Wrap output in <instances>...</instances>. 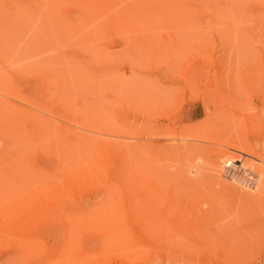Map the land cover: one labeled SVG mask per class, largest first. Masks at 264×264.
I'll return each instance as SVG.
<instances>
[{
    "label": "rangeland",
    "instance_id": "obj_1",
    "mask_svg": "<svg viewBox=\"0 0 264 264\" xmlns=\"http://www.w3.org/2000/svg\"><path fill=\"white\" fill-rule=\"evenodd\" d=\"M0 264H264V0H0Z\"/></svg>",
    "mask_w": 264,
    "mask_h": 264
},
{
    "label": "bare ground",
    "instance_id": "obj_2",
    "mask_svg": "<svg viewBox=\"0 0 264 264\" xmlns=\"http://www.w3.org/2000/svg\"><path fill=\"white\" fill-rule=\"evenodd\" d=\"M58 95H59V94H58ZM33 98H34V97H33ZM30 99H31V98H30ZM48 109H49V108H48ZM191 130H192V129H191ZM194 134H195V133H194ZM193 136H194V135H193ZM191 139H192V138H191ZM47 219H48V218H47ZM51 219H52V218H51ZM38 220H39V219H38ZM38 220H37V221H38ZM45 222H47V221H45ZM37 223H38V222H37Z\"/></svg>",
    "mask_w": 264,
    "mask_h": 264
}]
</instances>
